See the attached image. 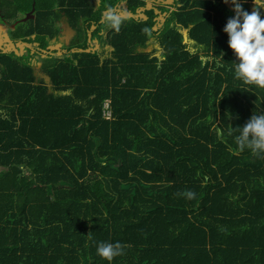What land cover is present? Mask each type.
Returning a JSON list of instances; mask_svg holds the SVG:
<instances>
[{
    "label": "trees",
    "instance_id": "16d2710c",
    "mask_svg": "<svg viewBox=\"0 0 264 264\" xmlns=\"http://www.w3.org/2000/svg\"><path fill=\"white\" fill-rule=\"evenodd\" d=\"M13 1L0 18L32 15L13 38L46 49L64 18L78 40L51 87L0 53V264H107L101 241L123 246L111 264H264V152L235 141L264 89L234 77L233 9L174 0L153 31L152 10L114 16L144 0Z\"/></svg>",
    "mask_w": 264,
    "mask_h": 264
},
{
    "label": "clouds",
    "instance_id": "9594fccd",
    "mask_svg": "<svg viewBox=\"0 0 264 264\" xmlns=\"http://www.w3.org/2000/svg\"><path fill=\"white\" fill-rule=\"evenodd\" d=\"M222 2L230 3L234 12L223 28V32L228 37V48L236 58L233 62L234 77L245 85L264 89V18L261 17L260 12L264 3L253 0L256 7L249 13L243 8L240 0H222ZM33 54L35 56L36 53ZM238 129L239 134L235 137V141L241 149L247 147L254 153L264 152V113L253 112L246 123ZM188 195L191 197L194 193L189 192ZM122 251L123 246L119 241L114 243L101 241L96 246V255L107 264H111L115 257L122 254Z\"/></svg>",
    "mask_w": 264,
    "mask_h": 264
},
{
    "label": "water",
    "instance_id": "95a60500",
    "mask_svg": "<svg viewBox=\"0 0 264 264\" xmlns=\"http://www.w3.org/2000/svg\"><path fill=\"white\" fill-rule=\"evenodd\" d=\"M144 1H146V5L144 6V7H140V8H138V10H136L135 11V13L136 14H131L128 10H127V8H126V5H125V2L124 1H121L119 4H118V8H121V12H120V14H118V15H114L115 17H121V18H133V19H138V18H140V19H142V20H146V16L143 14V12L144 11H146V10H149V9H153V11L156 13V14H158L159 15V18L161 19L160 21V24H157V26L156 25H154L153 27H152V30L153 31H156L157 30V28H159L161 25H162V23L164 22V20H165V17H166V13L165 12H163V13H159V11L157 10V9H155V8H152L151 7V5H150V3L148 2V0H144ZM170 1H172V0H170ZM171 3V2H170ZM226 6L227 7H229V4H226ZM112 11L113 10H106V11H103V13H102V16H101V19H100V21L99 22H102L103 20H104V18H105V16L106 17H111V13H112ZM29 13H31V11L29 12ZM28 17L29 16H27V17H25L24 19H22L23 21L24 20H26V19H28ZM30 17H31V15H30ZM18 22H16V24H17ZM15 25V24H14ZM14 25L12 26V28L14 27ZM159 26V27H158ZM95 28V26H91L90 27V29H94ZM0 31L2 32V34H3V37H4V39L6 40V42H4L2 39H1V41H0V52L1 53H5V54H7V53H14V55H16V56H22L23 55V53H19V49H20V47H19V44L20 45H25V46H30V45H26V43L25 42H23V41H20V40H18V41H11L10 39H9V36L7 35V33L5 32V28L4 27H2V26H0ZM33 37V36H32ZM2 38V37H1ZM87 41H90V32L87 34ZM92 42H94L95 43V45L92 47V48H89V49H84V50H82V49H79V51H84V52H94L95 51V49H96V47H97V44H96V40L95 39H93L92 40ZM34 45L36 44L37 45V43H33ZM53 46H57V49H59L60 47H61V43H54L53 44ZM6 48V49H5ZM52 49H49L48 50V48L47 49H40V50H38L39 52H40V54L41 53H43V54H41V56L42 57H46V58H49L48 57V55H49V51H51ZM54 51H55V49H54ZM36 54H38V53H36ZM39 55V54H38ZM46 76V75H45ZM44 76V77H45ZM46 78H48V76H46Z\"/></svg>",
    "mask_w": 264,
    "mask_h": 264
},
{
    "label": "rangeland",
    "instance_id": "374dc122",
    "mask_svg": "<svg viewBox=\"0 0 264 264\" xmlns=\"http://www.w3.org/2000/svg\"><path fill=\"white\" fill-rule=\"evenodd\" d=\"M8 1H10L11 3H13L14 1L13 0H8ZM161 1H163V2H161ZM171 1L170 0H160V4H162V5H165V6H168V4L170 3ZM230 5V4H229ZM231 7V6H230ZM8 9L10 8V7H7ZM229 8V7H228ZM261 9V8H260ZM2 10H3V12H5L6 11V8H5V6H3L2 7ZM10 10V9H9ZM120 12H121V10H120ZM165 12V11H164ZM264 13V12H263ZM263 13H262V9H261V17L262 18H264V15H263ZM22 16V14L21 13H18V17H21ZM17 17V16H16ZM22 19H24V17H22ZM22 19H20L19 21H21L20 23H22L23 22V25L24 26H27V25H25L26 24V20H22ZM14 19L13 18H10V19H7V21H9V22H11V21H13ZM161 19L158 17V19H157V22H161L160 21ZM10 24H12V22L10 23ZM155 25L157 26V23H155ZM55 26H56V28H57V30L58 31H60V29H61V26L62 27H65L64 29H65V37L67 38V39H69L68 41H67V39H64V37L63 38H61L60 40H66L67 41V43L69 44V45H74V43H76V41L78 40V39H76L75 38V36H73V29H71V28H68L67 27V24H65L64 23V18H60L56 23H55ZM159 27V26H158ZM11 29V28H10ZM158 29V28H157ZM22 30V29H21ZM75 30V29H74ZM76 32V31H75ZM89 32H87V34H88ZM86 34V35H87ZM70 36V37H69ZM32 37V36H31ZM33 38V37H32ZM71 38V39H70ZM151 42H150V45L146 48V50L147 51H150L151 49H156V52H155V54L156 55H159V53H160V48L157 46V44H156V42H155V40L154 39H151L150 40ZM57 43V42H56ZM51 46V45H50ZM105 48V47H104ZM51 51H53L54 49H55V51L57 52V54L55 53V55H50V57L49 58H46L45 56L44 57H39V56H33V58H31L30 59V63L33 65V68H32V74H33V72H34V74H36V75H34L33 74V76L34 77H36L35 78V80L36 81H38V82H42V81H45V82H47V83H44V84H46V85H49V81H48V78H46V76H45V74H44V78H41V76H42V74L43 73H46L45 72V69H44V67H48V66H50V65H53L54 64V62H56V61H59L60 59H61V56L63 55V52H62V50H61V47L59 48V49H57L55 46H51ZM49 50V49H48ZM96 50H99V46L97 45V48H96ZM29 53H30V51H29ZM105 54H107V53H105ZM26 54H24V55H22V56H17L18 57V61L20 62V63H23L24 62V59L26 60ZM56 56V57H55ZM23 61V62H22ZM35 71H37L36 73H35ZM38 73H40V74H38ZM42 73V74H41ZM48 87V86H47ZM48 91V90H47Z\"/></svg>",
    "mask_w": 264,
    "mask_h": 264
},
{
    "label": "flooded vegetation",
    "instance_id": "af4514ba",
    "mask_svg": "<svg viewBox=\"0 0 264 264\" xmlns=\"http://www.w3.org/2000/svg\"><path fill=\"white\" fill-rule=\"evenodd\" d=\"M148 2L150 3V5H151V7L152 8H155V9H157L158 11H159V13H163L164 11H160L159 9L160 8H166V9H168V11L166 12L165 11V13H166V17H167V15H168V13L170 12V11H172L176 6H177V3L174 1V0H172L171 1V3H169L168 4V6H165V5H162V4H160V0H148ZM161 2H163V1H161ZM144 3H145V5H146V1H144ZM258 3H264V2H262V1H258ZM230 4V3H229ZM144 5V6H145ZM143 6V7H144ZM231 6V7H230ZM251 7H253L254 8V3H253V1H251L250 2V12L253 10V8H251ZM140 8V7H139ZM229 8L230 9H232V5L230 4L229 5ZM263 11L262 12H264V7H262L261 8ZM138 10V9H137ZM149 10H152L153 11V9H149ZM146 11H148V10H146ZM113 12V11H112ZM153 13L154 14H156L154 11H153ZM136 14V13H135ZM264 14V13H263ZM30 15H31V13H25V14H22V16L21 17H17L15 20H13V21H11L12 22V24H10L11 22H9V21H7L6 19H4L3 17L2 18H0V26H2V27H5V29H6V32H8V35H9V39L11 40V41H13V39L14 40H16L15 38H13V37H11L10 38V36H12V34L15 32V31H17L16 29H17V26L19 25L18 23L19 22H21V21H19L20 19H22V17H27V16H29L28 17V19H26V21L27 20H29V18H31L30 17ZM32 16V15H31ZM158 17H159V15L158 14H156V17H155V23H157V24H160V22H157V19H158ZM165 17V18H166ZM16 22H18L17 24H16ZM15 24V25H14ZM14 25V27H13V29L15 30H13V31H11L12 30V26ZM11 28V29H10ZM65 27H62L61 26V29H60V31H59V37L61 38V37H64V39H67L65 36V29H64ZM75 35V30H73V36ZM70 37V36H69ZM13 38V39H12ZM71 39V38H70ZM18 41V40H17ZM20 41H22V40H20ZM33 43H37V45H35L36 47H34V53H38V54H40V52L38 51V50H40V46H39V43L38 42H35V41H33V42H30L29 43V45L30 46H32L33 45ZM62 47H63V49H62ZM74 49H75V46L74 45H69L68 43H67V41L66 40H64V42L62 41V43H61V50H62V52H63V55H68L69 53H71V52H73L74 51ZM24 54H26L27 56H28V54H29V51L27 52V50L24 48V50H23V55ZM33 54V53H32ZM35 56H39V55H37V54H35Z\"/></svg>",
    "mask_w": 264,
    "mask_h": 264
},
{
    "label": "crops",
    "instance_id": "0c3cea01",
    "mask_svg": "<svg viewBox=\"0 0 264 264\" xmlns=\"http://www.w3.org/2000/svg\"><path fill=\"white\" fill-rule=\"evenodd\" d=\"M251 8H253V7H251ZM16 16L18 17V13L16 14ZM5 28V27H4ZM14 29L12 28V30L11 31H13ZM5 32H6V29H5ZM7 33V35H8V32H6ZM9 36V35H8ZM2 37V38H1ZM11 37H13V35L12 36H10V38ZM60 38V37H59ZM61 38H63V37H61ZM1 39L4 41V42H6V40L4 39V37H3V34H2V32L0 31V41H1ZM13 39V38H12ZM16 39V38H15ZM17 40H22L21 38H18V39H16V40H14L13 39V41H17ZM23 41V40H22ZM64 41V40H63ZM23 42H25V41H23ZM62 41H58L57 43H61ZM26 43V45H29V43H27V42H25ZM36 45V44H35ZM34 44L32 45V46H25V45H20L19 44V47H20V49H19V53H23V50H24V48L27 50V52L28 51H30V53H29V55H32V53H34L35 51H34V47H36ZM1 46V45H0ZM51 46H53V45H51ZM51 46L50 45H48L47 47H46V49L48 48V49H51ZM56 48H57V46H55ZM97 48V47H96ZM6 49V48H5ZM96 50V49H95ZM50 52V51H49ZM58 52V51H57ZM57 52H56V54H57ZM1 53V52H0ZM41 54H43V53H41ZM41 54H39V56H41ZM28 55V56H29ZM28 56H26L27 58H26V60H28V64L27 65H29L31 68H33V65L30 63V59L31 58H33V57H28ZM43 56V55H42ZM41 56V57H42ZM37 71H35V73H36ZM33 74H34V72H33ZM38 74H40V73H38ZM42 74V73H41ZM44 74L45 73H43L42 74V76H41V78H44ZM34 75H36V74H34ZM34 78H36V77H34ZM48 81H49V79H48ZM43 83H47V82H45V81H42ZM39 82L38 81H36L35 80V82H34V84H38ZM48 87H50V82H49V85H47Z\"/></svg>",
    "mask_w": 264,
    "mask_h": 264
},
{
    "label": "built area",
    "instance_id": "2783aa9c",
    "mask_svg": "<svg viewBox=\"0 0 264 264\" xmlns=\"http://www.w3.org/2000/svg\"><path fill=\"white\" fill-rule=\"evenodd\" d=\"M102 116L104 119H110L111 118V109L109 107V100L105 99L102 103Z\"/></svg>",
    "mask_w": 264,
    "mask_h": 264
}]
</instances>
